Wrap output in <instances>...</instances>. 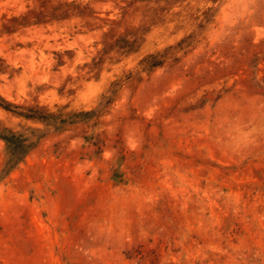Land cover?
Instances as JSON below:
<instances>
[{"label": "rangeland", "instance_id": "1", "mask_svg": "<svg viewBox=\"0 0 264 264\" xmlns=\"http://www.w3.org/2000/svg\"><path fill=\"white\" fill-rule=\"evenodd\" d=\"M0 264H264V0H0Z\"/></svg>", "mask_w": 264, "mask_h": 264}, {"label": "trees", "instance_id": "2", "mask_svg": "<svg viewBox=\"0 0 264 264\" xmlns=\"http://www.w3.org/2000/svg\"><path fill=\"white\" fill-rule=\"evenodd\" d=\"M2 139L5 142V161L2 172L8 173L25 158L34 143L30 142L29 138L12 132H6Z\"/></svg>", "mask_w": 264, "mask_h": 264}]
</instances>
